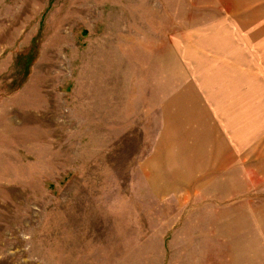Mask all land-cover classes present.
Segmentation results:
<instances>
[{
    "label": "rangeland",
    "instance_id": "obj_1",
    "mask_svg": "<svg viewBox=\"0 0 264 264\" xmlns=\"http://www.w3.org/2000/svg\"><path fill=\"white\" fill-rule=\"evenodd\" d=\"M0 264H264V0H0Z\"/></svg>",
    "mask_w": 264,
    "mask_h": 264
}]
</instances>
